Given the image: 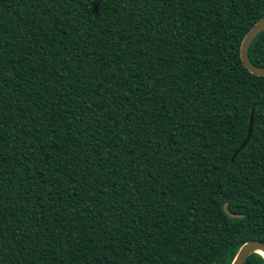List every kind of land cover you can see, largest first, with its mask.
<instances>
[{
	"label": "trees",
	"instance_id": "16d2710c",
	"mask_svg": "<svg viewBox=\"0 0 264 264\" xmlns=\"http://www.w3.org/2000/svg\"><path fill=\"white\" fill-rule=\"evenodd\" d=\"M263 15L0 0V264H230L264 243V77L238 57ZM247 57L264 67V29Z\"/></svg>",
	"mask_w": 264,
	"mask_h": 264
},
{
	"label": "water",
	"instance_id": "95a60500",
	"mask_svg": "<svg viewBox=\"0 0 264 264\" xmlns=\"http://www.w3.org/2000/svg\"><path fill=\"white\" fill-rule=\"evenodd\" d=\"M264 29V15L258 19L250 28L249 30L244 34L240 45H239V52L238 57L239 61L242 64L243 68L246 69L248 73H250L253 76L256 77H264V67H256L253 66L247 57V49L251 41L257 36L258 33H260ZM252 111L253 109H250L248 122L246 126V133L243 141L239 144V146L236 148V150L233 152V154L230 157V162L233 161L234 157L238 154L240 150H242L245 145L248 142L251 129H252ZM226 203H223L222 205V211L223 213L233 219L240 218L241 215H236L234 213H230L226 208ZM252 253L258 254L263 260H264V243L257 241V240H250L246 241L243 244L240 245L238 248L234 258L232 259L230 264H243L245 259Z\"/></svg>",
	"mask_w": 264,
	"mask_h": 264
},
{
	"label": "rangeland",
	"instance_id": "374dc122",
	"mask_svg": "<svg viewBox=\"0 0 264 264\" xmlns=\"http://www.w3.org/2000/svg\"><path fill=\"white\" fill-rule=\"evenodd\" d=\"M17 264V263H16Z\"/></svg>",
	"mask_w": 264,
	"mask_h": 264
}]
</instances>
